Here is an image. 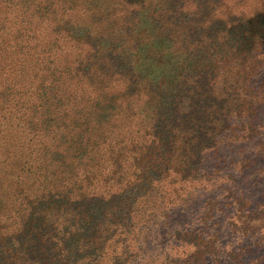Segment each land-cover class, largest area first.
Returning a JSON list of instances; mask_svg holds the SVG:
<instances>
[{
  "label": "trees",
  "instance_id": "1",
  "mask_svg": "<svg viewBox=\"0 0 264 264\" xmlns=\"http://www.w3.org/2000/svg\"><path fill=\"white\" fill-rule=\"evenodd\" d=\"M242 2L0 0V264H264V201L210 168L226 138L264 148Z\"/></svg>",
  "mask_w": 264,
  "mask_h": 264
},
{
  "label": "rangeland",
  "instance_id": "2",
  "mask_svg": "<svg viewBox=\"0 0 264 264\" xmlns=\"http://www.w3.org/2000/svg\"><path fill=\"white\" fill-rule=\"evenodd\" d=\"M226 1L229 8L234 9L236 7V3H238L239 0ZM242 3L247 6V8L244 10L249 13L256 10L260 6L257 0H243ZM165 31H169V29H166ZM116 37L122 43H128L129 41H131L132 36L121 29ZM227 79L228 77L225 73L215 76L213 82L216 89L218 88L219 90H221L224 87ZM262 99L264 101V98ZM189 103L190 101L188 99L183 98L180 101L181 109H186ZM150 104L153 107V98H151ZM259 139L264 143V127L262 133L259 136ZM237 149L238 145L234 144L233 139L230 137L226 138L223 142V145L217 150V153H215L213 166L211 165L210 168H212V171L214 172L216 178L219 175L220 170L225 173L229 172L241 186L249 188L256 198L264 201V148L263 150L260 149V151L252 150L251 153L247 157H245V159L247 160L243 161L242 163L239 162L238 158L240 157V154L242 152H239V154H237ZM215 170L218 172H216ZM157 197L153 196L152 198L148 199L146 203L142 205L143 210H154V208H157V205L155 203V201H159ZM204 204V202L198 201V203H196L195 205L196 208H198L203 207ZM217 208L218 206H216V210ZM229 209L230 208L213 213L214 216L220 215L219 218L221 223L219 222L220 224L218 228L220 229V233L222 232L223 234L228 230V219L230 215ZM155 252L156 249L151 248L148 252V256H144L143 254H141V256L139 255V257H137V264H155V262L157 261ZM202 264H211V261L209 259H206V261H204Z\"/></svg>",
  "mask_w": 264,
  "mask_h": 264
}]
</instances>
